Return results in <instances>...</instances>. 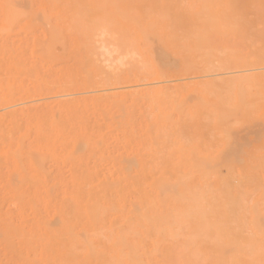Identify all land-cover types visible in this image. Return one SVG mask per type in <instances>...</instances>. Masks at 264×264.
<instances>
[{
    "label": "bare ground",
    "instance_id": "6f19581e",
    "mask_svg": "<svg viewBox=\"0 0 264 264\" xmlns=\"http://www.w3.org/2000/svg\"><path fill=\"white\" fill-rule=\"evenodd\" d=\"M262 0H0V264H264Z\"/></svg>",
    "mask_w": 264,
    "mask_h": 264
},
{
    "label": "snow or ice",
    "instance_id": "6c2138e0",
    "mask_svg": "<svg viewBox=\"0 0 264 264\" xmlns=\"http://www.w3.org/2000/svg\"><path fill=\"white\" fill-rule=\"evenodd\" d=\"M261 8H262V10H264V0H262V2H261Z\"/></svg>",
    "mask_w": 264,
    "mask_h": 264
}]
</instances>
